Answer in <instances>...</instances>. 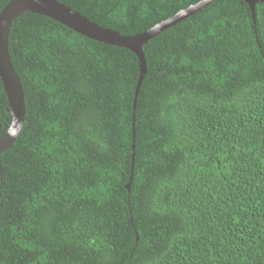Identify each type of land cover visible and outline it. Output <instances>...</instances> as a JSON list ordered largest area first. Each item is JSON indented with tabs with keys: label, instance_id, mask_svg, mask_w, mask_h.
I'll return each instance as SVG.
<instances>
[{
	"label": "trees",
	"instance_id": "16d2710c",
	"mask_svg": "<svg viewBox=\"0 0 264 264\" xmlns=\"http://www.w3.org/2000/svg\"><path fill=\"white\" fill-rule=\"evenodd\" d=\"M10 0H0V12ZM140 35L203 0H58ZM129 49L25 13L23 127L0 155V264H264V0ZM11 123L0 78V138Z\"/></svg>",
	"mask_w": 264,
	"mask_h": 264
},
{
	"label": "water",
	"instance_id": "95a60500",
	"mask_svg": "<svg viewBox=\"0 0 264 264\" xmlns=\"http://www.w3.org/2000/svg\"><path fill=\"white\" fill-rule=\"evenodd\" d=\"M212 1L203 0L197 5L190 6L140 35L123 36L111 29L98 26L58 0H10L0 12V78L8 99L11 115L10 126L7 132L0 138V155L12 146L23 127L25 119L24 92L11 63L8 50V35L11 25L22 14L34 13L43 15L89 39L131 50L139 60V78L136 87L137 96L141 82L146 74V61L142 50L143 45L165 29L174 26ZM244 1L250 5L252 12H254L256 1Z\"/></svg>",
	"mask_w": 264,
	"mask_h": 264
}]
</instances>
